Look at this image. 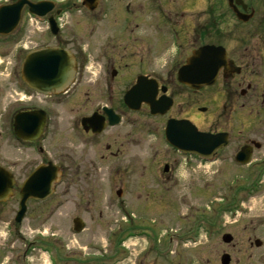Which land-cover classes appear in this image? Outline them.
I'll return each mask as SVG.
<instances>
[{"label": "flooded vegetation", "instance_id": "af4514ba", "mask_svg": "<svg viewBox=\"0 0 264 264\" xmlns=\"http://www.w3.org/2000/svg\"><path fill=\"white\" fill-rule=\"evenodd\" d=\"M30 3L39 4L35 12L30 10ZM0 7L8 29L16 21L9 32L0 34L4 55L11 58L6 63H11L14 72L20 74L28 51L42 47L66 49L75 61L73 81L63 91L42 95L29 90L27 101L22 98L25 94L5 104L0 100V169L13 177L10 194L0 207L16 196V206L5 225L11 244L0 248L4 253L0 264H28L37 258L34 255L41 246L50 249L53 264H184L177 242L146 241L135 257H130L126 242L135 236L124 224L110 229L106 243L93 245L96 252L81 258L72 257L70 246L57 233L50 237L28 236L25 224L61 216L68 217L72 224V219L81 218L80 213L73 216L72 212L80 209L85 214L95 212L99 218L107 215L103 195L97 194L107 180L116 186L117 211L130 224L136 210L126 204L130 202L127 195H132L136 186L145 191L141 213L157 206L167 208L170 189L178 185V170L187 157L199 164L215 165L214 175L229 170L230 177L224 184L229 187L232 202H242L243 196L248 200V194L264 191V81L249 80L255 68L264 69V58L257 63L254 54L252 58L240 56L225 44L210 41L224 47L228 58L215 81L193 87L178 78L188 56L206 44V26L215 38H220L216 32L219 24L235 21L245 25L256 19L261 33L258 44L263 50L264 0H209L208 8L203 10L200 0H0ZM250 12L247 21L239 20L237 14L245 17ZM135 86L138 91L131 98L135 107H130L125 95ZM28 112H35L36 121L43 116L41 130L35 134L24 132V122L20 121L16 133V114ZM66 115L70 118L69 130L58 135H65L67 145H76L71 152L80 148L82 156L73 169L63 161L49 159L51 153L43 145L48 137L57 139L52 127L56 128V122ZM180 120L189 121L198 132L207 134L205 142L214 146L203 154L206 158L185 153L167 139L168 122ZM177 137L172 130L169 139ZM193 143L194 149L199 148L200 136L195 132ZM10 149H30L38 159L26 164L16 192L15 175L4 163ZM149 160V175L133 176L136 166ZM51 164L56 168L55 177ZM101 166L105 167L102 173H110L108 177H96ZM233 169L240 173L232 174ZM37 170L44 182L41 191L48 189L49 193L30 196L22 219L15 222L25 182ZM112 173L119 176L113 178ZM79 183L91 188L82 189ZM76 186L80 195L72 193L73 189L79 190ZM171 199L178 205L184 201L183 194ZM207 210L208 217H194L193 222L203 223L209 230L215 222H211V209ZM2 217L0 211V222ZM253 245L260 247L262 242L253 241Z\"/></svg>", "mask_w": 264, "mask_h": 264}, {"label": "rangeland", "instance_id": "374dc122", "mask_svg": "<svg viewBox=\"0 0 264 264\" xmlns=\"http://www.w3.org/2000/svg\"><path fill=\"white\" fill-rule=\"evenodd\" d=\"M208 2L209 0H200L202 10L208 8ZM204 19L205 17L202 14V23ZM217 27L216 32L220 34V38H215L212 35V29L206 26L203 32V34H206L204 42L217 41L225 44L230 52H237L240 56L252 58L251 54H254L257 63L264 58V48L261 50V45L258 44L261 33L256 19L245 25L230 21L226 24H219ZM33 42L36 44L39 41L33 40ZM4 52L3 41L0 40L1 104L12 102L21 97L22 94H25V97L22 98L27 101L25 99L28 97L29 91L21 81L20 74L10 69L11 63H6L9 60L11 61V58H7ZM4 66H6V69L3 68ZM249 80L256 83L264 81V69L255 68ZM35 100L32 98L33 102ZM66 116L59 123L56 122V128L52 127L56 129L57 139L48 137L43 141V145L51 153L49 159L63 161L73 169L79 161H82V156H79L80 148H76L74 153L71 152L70 149L76 147V145H67L64 139L65 135H58V133L69 130L67 126L69 117ZM36 156L30 149L17 151L10 149L9 159L4 163L10 167L17 180L14 187L15 192L19 178L22 177L23 172L26 173L24 171V169L27 170L26 164L31 161L32 163L36 162L38 160ZM190 158L187 157L182 160V165L178 170V185L170 189L169 194L171 197H167L169 204L166 203L167 208L163 210L157 206L152 207L150 211L141 213L140 209L144 208L145 203V191L140 186H136L130 192L132 195H127L129 198L127 200H130V202H126L127 205L130 204V207L132 205L135 208L136 213L131 216V223H126L125 220L129 219L123 216L122 212H118L116 208V196L113 191L116 186L111 185L110 181L107 180V182L103 181L102 190H99L98 193L95 192V194L103 195V204L108 209L107 215L99 218L95 212L85 214L81 209L72 212L73 216L80 213L84 221V229L80 232L75 233L72 230L71 220L64 216L52 218L46 222L44 218L29 221L25 224V231L28 236L38 234L41 237H50L51 233H57L70 246L73 252L72 257L81 258L89 257L93 252H96V249L92 247L93 245L105 244L107 241L106 235L110 229L116 225L123 226L124 224L128 226L130 234L135 236L126 242L131 251L130 257H135L136 253L144 247L146 241H165L178 243L177 250L183 258L184 264H221L220 257L223 253L229 254L230 264H264V217L262 216L264 214V191L248 194V200L243 196L242 202H232L231 197L228 196L231 195L229 187L224 184V181L230 177L229 170H221L214 175L215 165L203 162L199 164L198 161ZM151 167L152 160L146 161L143 165L136 166V169L133 170V176L144 178L149 175ZM104 168L101 166V170L97 171L96 177L106 178L109 176L110 173H102L105 170ZM231 173L240 172L233 169ZM76 174L82 179L83 176ZM118 176L112 173L111 177L117 178ZM79 184L82 185V189L91 188L90 186L86 187L83 183ZM76 188L79 190L73 189L72 193L80 195L82 192L79 186H76ZM179 194H183L184 201L178 205L171 198L176 199ZM241 194L243 195V193ZM138 195L140 197H137ZM136 197L137 199H135ZM15 198L16 196L10 199L5 206L0 207V211H3L2 222H0V248L5 247L7 243L8 245L11 244L10 231L5 225H8L6 221L11 219L12 209L16 206ZM228 205L234 207L227 208ZM207 207L212 212L211 222H215V226L209 230H206L207 228L203 223L193 222L194 217L204 220L210 215ZM223 233H229L232 236L229 244H226L221 238ZM255 239L262 242L260 247L253 245ZM16 244L12 245L15 246ZM46 249L41 246L40 250L34 255L37 258L30 259L28 264H53L50 249ZM1 251L0 261L4 254Z\"/></svg>", "mask_w": 264, "mask_h": 264}, {"label": "water", "instance_id": "95a60500", "mask_svg": "<svg viewBox=\"0 0 264 264\" xmlns=\"http://www.w3.org/2000/svg\"><path fill=\"white\" fill-rule=\"evenodd\" d=\"M39 4L30 3V10L35 12L36 7ZM241 14H237L238 18L246 21L252 16V12L245 17H241ZM3 8L0 7V33L5 34L13 28L16 21L6 26L4 22ZM74 58L66 49L57 47H43L29 51L22 63L21 77L24 83L35 90L36 92L42 94L57 93L64 90V88L72 81L74 76ZM226 65V56L222 47L205 45L200 47L198 50L194 51L186 60V63L180 68L178 72V78L180 81L190 83L191 86L196 87L197 85L211 84L213 83L219 69ZM195 82V84H193ZM192 83V84H191ZM138 91L137 86L131 88L125 95V102L130 107H135L131 104V98L135 96V92ZM144 100V99H141ZM146 100V99H145ZM144 100V101H145ZM130 101V103H129ZM139 101L136 102V105ZM35 112L28 113H18L15 116L14 128L17 133L20 121L24 122L23 130L24 132H29L34 134L38 132L43 123V116H41L37 121L34 118ZM42 115V114H41ZM175 132V136L181 137L182 141L178 138L172 142L174 146L188 151L191 150L198 154H204L209 151L213 146L206 143L205 140L208 139L207 134L200 133V147L193 148L192 134L195 132L199 134L187 121H170L167 124L165 134L169 138L171 131ZM191 138L187 140V137ZM193 143V144H192ZM208 145V147H206ZM216 145V144H215ZM53 177L56 176V168L52 164L50 165ZM39 170L32 173L26 180L24 189L21 193V199L19 202V208L15 221L19 222L24 214L25 201L30 196H44L43 194H48L49 191L41 189L44 186ZM43 175V174H42ZM12 186L11 175L3 169H0V201H3L10 194V189ZM41 194V195H40ZM74 230L76 232L80 231L83 227V223L79 218L73 220ZM232 236L230 234H225L223 236V241L230 242ZM258 244V241H255ZM229 257L224 254L222 256V264H228Z\"/></svg>", "mask_w": 264, "mask_h": 264}]
</instances>
